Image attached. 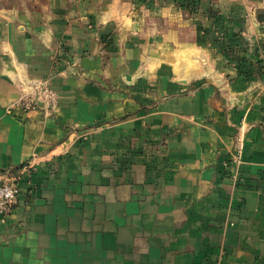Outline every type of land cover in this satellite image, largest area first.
Instances as JSON below:
<instances>
[{"label":"crops","instance_id":"1","mask_svg":"<svg viewBox=\"0 0 264 264\" xmlns=\"http://www.w3.org/2000/svg\"><path fill=\"white\" fill-rule=\"evenodd\" d=\"M136 1L0 8V264H264V72L180 0ZM220 1L264 47V0Z\"/></svg>","mask_w":264,"mask_h":264},{"label":"rangeland","instance_id":"2","mask_svg":"<svg viewBox=\"0 0 264 264\" xmlns=\"http://www.w3.org/2000/svg\"><path fill=\"white\" fill-rule=\"evenodd\" d=\"M48 0H0V8H38L40 5H45ZM139 2H146L145 0H137ZM135 3V5H137ZM180 6L189 12L191 17V22L202 28L200 32L201 37L205 43H209V46L213 42L214 49L221 52V48L218 46L216 40L224 43L228 34L233 36V40L237 45H241V48H246V42L248 43V48L251 47V42L246 36V25L251 24L252 18L247 16L245 8L240 4L230 5V2H221L220 0H188L185 4L180 0ZM230 6L234 11L238 13L231 15L232 11ZM231 16V18H230ZM236 25V26H235ZM237 27V28H236ZM212 29V31H211ZM225 29L229 31H224ZM231 31V33H230ZM254 41L257 51L253 53L251 49L249 50V56L251 59H260L264 61V47L260 39L261 35H258ZM216 37V40L214 39ZM212 45V46H213ZM222 53V52H221ZM223 54V53H222ZM247 53H242L245 56ZM225 55V54H224ZM224 55H221L224 57ZM228 54H226L227 56ZM233 56V55H231ZM225 58V57H224ZM264 72V71H263Z\"/></svg>","mask_w":264,"mask_h":264},{"label":"built area","instance_id":"3","mask_svg":"<svg viewBox=\"0 0 264 264\" xmlns=\"http://www.w3.org/2000/svg\"><path fill=\"white\" fill-rule=\"evenodd\" d=\"M38 93L39 94L35 96L26 94L21 95V97L17 101V104L19 105L22 112L27 113L30 111L38 110V99H42V102L46 107H52V105H54L55 98L51 89L44 86ZM238 162L239 155L233 154L230 157L228 164L234 167ZM18 194L19 189L13 183L12 178L9 176V174H0V213L5 214L9 212V210L15 203Z\"/></svg>","mask_w":264,"mask_h":264},{"label":"trees","instance_id":"4","mask_svg":"<svg viewBox=\"0 0 264 264\" xmlns=\"http://www.w3.org/2000/svg\"><path fill=\"white\" fill-rule=\"evenodd\" d=\"M182 2L185 4L186 2H188V0H182ZM231 18V16H230ZM212 31V29H211ZM229 31L227 29L224 30ZM231 33V31H230ZM226 39L224 43L216 40V37H214V39L216 40V42L218 43V46L221 48V53L222 55H224V57L228 60L231 61V63L233 64L236 72H237V76L242 77L244 80H251L252 78H254L257 74H261V72L264 71V61L260 60V59H251L249 56V50L252 47L248 48V43L246 42V48H241V45H237V43L233 40V36L230 34H228V36L226 37ZM257 46L256 44L254 45V48L251 49V51H253V53H255V51H257ZM247 53L245 56L242 55V53ZM226 54H228L226 56ZM233 55V56H231Z\"/></svg>","mask_w":264,"mask_h":264},{"label":"water","instance_id":"5","mask_svg":"<svg viewBox=\"0 0 264 264\" xmlns=\"http://www.w3.org/2000/svg\"><path fill=\"white\" fill-rule=\"evenodd\" d=\"M38 105H41L40 103Z\"/></svg>","mask_w":264,"mask_h":264}]
</instances>
